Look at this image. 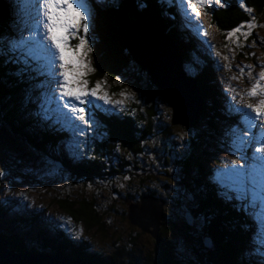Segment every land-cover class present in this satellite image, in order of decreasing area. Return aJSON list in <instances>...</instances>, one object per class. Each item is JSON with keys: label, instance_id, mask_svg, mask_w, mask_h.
I'll list each match as a JSON object with an SVG mask.
<instances>
[{"label": "rangeland", "instance_id": "1", "mask_svg": "<svg viewBox=\"0 0 264 264\" xmlns=\"http://www.w3.org/2000/svg\"><path fill=\"white\" fill-rule=\"evenodd\" d=\"M111 1L93 0L92 7L95 9V4H108ZM10 2L11 0H9ZM15 2H17V9L12 15L13 35L4 33L2 34L3 37H18L23 22H31V18L36 15V9L33 6L35 0H15ZM173 4L180 13V16H177L178 23L186 28L189 42H195L199 49V51L191 50L190 56H200L201 53L204 57H208L210 63L215 66L218 102L220 104L222 102L226 110L231 115L236 116V122H231L232 119L229 118L227 121L224 119L212 120L219 128L216 133L210 127L211 121H201L196 128L172 126V111L169 103L159 95L156 96L159 102H157V117L155 119L158 128H156L155 134L153 133V137L149 139L153 148L148 150L150 148H147V143H143L142 147H144L145 152L142 155L130 154L129 151L124 150L126 148H123L119 142H109L111 140L107 138V128H104L105 125L101 127L95 118V123L92 124L86 134L80 135L78 132L74 134L73 122L67 118V110L62 107V101L67 98L60 97L59 93L49 90L50 87H54V85L48 84V81L52 80L53 77L42 57L31 60L28 67L18 63L16 69L15 61L7 55L1 56L4 59L5 67L1 63L0 67H3L5 71L0 72V79H7L11 85H14L11 79H15L17 70L21 71V69H24L23 76L25 77L22 83L23 88L15 92L12 102L5 98L0 101V212L3 213L4 211L5 214L3 215L4 220L0 221L1 232L6 231L5 233L10 235L17 230L18 236L26 242L29 250H35L33 247H41L40 244L42 243L33 239L34 236L41 231H45L51 236L49 229L58 227L60 231H65L64 235H68L67 238L64 237L63 239L71 244H73L71 241H77L76 239L88 240L91 251L99 252L106 261L118 258L125 263L134 260L137 264H146L151 257L160 259L163 255L159 242L150 233H144L140 228L130 224L129 219L124 216L127 210L126 203L121 199L122 197L116 196L113 192L112 187L120 185L125 178H130L128 181L137 189L132 188L128 181L123 188L128 192L134 193L136 191L131 196H136L137 193L139 195H153L149 193L152 192L156 194L153 197L166 202L164 208V215L166 214L165 237L168 239L176 236L177 241L180 242L176 251L177 255L173 250L171 253L168 249L173 260H177L180 264H201L206 259L205 254L209 255L208 252L210 251L215 254V258L209 256L214 260L208 261L206 264H219L216 259L217 250L214 243L208 240L204 231L207 217L204 219L195 207L194 197L196 195L191 192L190 188L188 189L187 181L190 178L185 175L183 167L186 166V164L184 165L185 160L189 158L192 150L190 142L202 137L201 149L199 151L194 150L192 156L202 161L201 164L205 166V171L209 172L207 175H210L215 181L214 185L221 192L220 196L225 198V192L218 187L217 182L230 184V181L227 180V173L232 166L231 162L236 161L237 164H243L241 155L245 152L249 156L248 162H252L253 151L241 147L239 132L233 130L237 129L238 124L246 127L243 121L247 118L237 114L235 108H242L245 113L255 115L246 106L249 104L256 106L261 100H264V93L255 97L248 94L251 87L257 83L259 73L262 70L261 65H264V18L259 23L253 22L257 26L250 30L244 27L245 29H240V32L235 33L231 38L228 36L222 38L219 30L213 24L212 18L214 12L225 7L214 4L213 0H208L206 5H198L196 11L193 12L190 5L185 11L180 0H175ZM196 12L199 13V23L195 18ZM98 21L99 16L95 10V24L89 32L91 37L89 44L92 51L85 57L87 61H90L91 70L87 71L83 79L87 81L88 89L95 88L99 82L101 85L98 90L99 95L107 96L112 103L109 104L93 97L91 103L78 106L90 108L91 111L92 109H99L101 112L114 117L122 116L125 112L132 113V116L137 117V108L142 111L148 109L146 104L151 95V89L148 88L149 76L146 72L141 73V80L130 68L126 69L121 77L112 83L107 79H96V82L93 83L91 79L96 72L95 54L97 50H95L94 27L95 29L96 26L98 27L96 24ZM246 33L248 34L247 38H245ZM23 34L27 37L32 33L25 31ZM152 35L157 37L156 33H152ZM68 36L69 47L75 49L84 34L82 30L73 29L70 30ZM35 38L42 39V36L38 35ZM204 57L202 61L205 63ZM197 63L193 65L187 61L184 62L187 75L195 80L196 66L203 68L202 62ZM57 68H59V63ZM238 69H244L243 73ZM249 70L251 71L250 75ZM60 71L62 70L57 71L55 78H60ZM259 82L264 86V80ZM196 83L199 88L197 80ZM115 84L118 89L113 91ZM198 88L194 89L193 97H197L201 91ZM73 103L78 104L75 101ZM6 112L15 116L14 121L12 117L7 118ZM46 115L56 119L49 121L50 117L46 118ZM20 122H27L28 125L24 128L26 134L31 135L30 137L34 136L33 133L37 136L41 128H45L47 131H59L65 126L68 134H65V138L60 139L58 143L61 155H64L71 162H79L86 155L95 153V156L99 154L102 157V154H106L105 152L114 153L116 156L114 161H119V165L120 160H123V176H114L110 179L112 182L109 180L100 181L99 177L90 182L76 178L53 157V151L50 152V149L47 148L44 152L36 148L34 145L38 144V141L34 137H32L34 138L32 141L27 135H17L11 124H19ZM253 123L257 122L253 121ZM67 126L71 128L68 129ZM252 131L257 136L264 135V127L253 128ZM96 152L99 153L96 154ZM175 152L181 153L182 157L175 155ZM135 158L140 160L137 161ZM190 162L191 169L196 168V161L191 159ZM116 166L114 164V167ZM133 166L142 168V170L137 169L134 174H131L133 171L131 167ZM153 167L161 172L154 173L152 175L155 177L154 180L150 179L151 181L147 183L145 177L153 172ZM167 171L169 176L165 174ZM193 172L192 170L191 173ZM142 173L145 176H142ZM106 176L104 177L108 179ZM125 193L127 194V192ZM210 198L209 196L208 201L211 203L212 199ZM84 200H95L100 206H103L104 213L102 216L103 219H106L107 224L105 231L98 229L88 231L82 225H75L58 206L61 201L74 202L80 205ZM228 202L231 204L229 200ZM238 206L245 207V214L257 226L256 228L254 226L256 233L250 244L252 249L248 248L249 251H244L243 256L244 253H248L252 257L257 256L255 259L264 264V251L261 250L264 248V203L257 201L254 206H249L247 202H244ZM110 207H113L112 209L115 211L108 213ZM33 219H37L36 222ZM165 219L160 226V232L165 225ZM188 220L192 221V226L188 224ZM28 221L31 222L32 226L27 232H24ZM11 222L12 224L15 223L14 226H11ZM206 241L210 246L209 248L204 245ZM231 244L239 247L237 243ZM49 251L45 249L46 253H50ZM92 252L89 253L93 256L94 253ZM80 259L86 261L85 257ZM235 260L233 259V262ZM89 262L93 263L91 260Z\"/></svg>", "mask_w": 264, "mask_h": 264}, {"label": "trees", "instance_id": "2", "mask_svg": "<svg viewBox=\"0 0 264 264\" xmlns=\"http://www.w3.org/2000/svg\"><path fill=\"white\" fill-rule=\"evenodd\" d=\"M16 4L17 2L15 3L12 0L10 3L9 0H0V36H2L3 33L13 35L12 15L17 9ZM241 5H243V7ZM94 7H96L94 10H96V14L99 16V21L96 22L98 27L96 25V29L94 27L96 38L95 50L99 47L100 50L98 53L100 54H97V56L95 54L96 72L91 78L93 83L96 82V79H107L111 81V83L115 82L125 72L124 70L129 67L128 60L123 59V54L127 55V52H124L122 48L123 38L131 26L135 22H139L147 26H152L155 29L162 31V33L167 34L168 37L177 43L176 45L179 47L184 61L192 63L193 65L198 64L197 62L203 63V68H198L196 66L195 76L199 89L206 101L205 106L201 111V121H211L210 127L215 133L219 128L215 122H212V120L224 119L227 121L229 118L232 119L230 120L231 122H236V116L231 115L226 110V107L222 102V105L218 102L219 97L216 94L217 76L214 70L215 66L210 63V59L208 57H204L201 53L200 56H190L191 50L199 51V49L196 47L195 42H189L190 39L188 38L185 29L178 23V17H172L175 12L166 11L168 9L167 4L162 3L161 0H112L108 4L97 3ZM247 9H251L252 11L249 12ZM263 18L264 0H229L227 7L213 13L212 22L219 30L221 37L226 38L228 36L227 34L232 32L233 29L237 27L245 29L244 27H247V29L250 30L248 27L249 23H259ZM119 54L121 57H117ZM195 56H197V58H195ZM203 57L206 60L205 63L202 61ZM3 61L4 59L0 56V63L3 67H5ZM15 65L17 69L18 63H15ZM3 67H0V72L5 71ZM17 73L20 74H16L15 79H11V82L14 85H11L7 79H0V101L5 98L12 102L15 92L23 88L22 83L25 78L23 76L24 72L17 70ZM149 87V89H151V95L146 104L148 109L142 111L137 108V117H134L132 116V113L127 112H125L122 116L114 117L112 115H108V113L101 112L99 109H92V113H94V118L97 122H99L101 127H103L102 125H105L104 128H107V130H105L108 132L107 138L111 140L109 142H119L123 148H126L124 150L126 152L129 151L130 154L142 155L145 152L144 147H142L143 143H147V148H150L148 150L153 148L152 144H150L152 142H150L149 139L150 137H153V133L155 134L156 128H158L155 124V119L157 117V102H159L156 99V96L160 95L164 100L166 99L161 93L154 89L152 84H149ZM117 89V85L115 84L113 86V91ZM6 115L9 119L12 117L14 121L15 116L13 114L6 112ZM11 125L17 135H27L24 128L28 125L27 122H20L19 124L14 123ZM171 125L174 126L172 124V113ZM67 128L69 129L71 127L67 126ZM65 129V126H63L59 131H47L45 128H41L40 131H38L37 136L33 133L34 136L32 137L38 141V144H35L34 146L44 152L47 148L50 149V152L53 151V157L60 162L66 171H69L71 175L76 178H82L90 182L98 179L99 177L100 181L109 180V182H112L110 179L114 176H123V160H120L121 163L119 165V161H114V157H116L114 153L105 152L108 155L102 154V158L101 155L98 154L99 152H96L98 155L95 156V153L93 155H86L82 158L83 160L79 162H71L64 155H61L58 143L60 139L65 138V134H68ZM32 137H30V139L33 141L34 138ZM202 142V137L200 139L196 138L190 142V148H192V150L189 158L185 160L184 165L186 164V166L183 167V171H185V175L190 178V180L187 181L188 189L190 188L191 192L196 195L194 197V203L196 204L195 207L199 213L203 215L204 219L207 217L205 219L206 225H204V231L214 243L215 249L217 250L216 259L219 264H258L256 261L254 262V260H252L253 257H251L250 254L248 255V253H244L243 256V252L247 251L246 247L251 244V234L253 232L252 228L255 226L254 222H251L248 215L245 214L246 209L243 210L241 209V206H238V204H241L240 202L230 201V204L228 199L220 196L221 192L218 191L216 185H214L215 181L210 177V175H207L209 172L205 171V166L201 164L202 161L192 156L194 154V150L199 151L201 149ZM192 143L194 144L192 145ZM183 145L187 146L185 144ZM175 155L182 157L179 152H175ZM191 159L196 161V168L191 169L189 166ZM136 160L138 161L140 159ZM112 163L116 164L118 167H114V164ZM135 165L137 166V164ZM136 166L131 167V169H133L131 174H134L137 169L142 170V168H138ZM152 169L153 172H151L149 176L145 177L147 179L145 182L147 183L151 181L150 179L154 180L155 177H152L154 173L161 172L158 171L156 167H153ZM192 170L194 171L193 173H191ZM165 174L168 176L170 175L168 171L165 172ZM104 176L108 177V179ZM142 176L145 175L142 173ZM129 179L125 178L121 181L120 185L112 187L115 195L122 197L121 199H123L126 203L127 210L126 213H124L126 218L129 211L127 201L133 200V202H137L145 195H139L137 193L136 196H131V194H134L136 191H134V193L128 192L123 188L124 184ZM128 183L132 185V188L134 187L137 189L132 183H130V181H128ZM125 192H127V194ZM149 193L156 195L152 192ZM209 196L211 197L210 199H212V204L208 201ZM58 206L75 223V225H82L88 231H93L95 229L105 231L107 224L106 219H103L102 216L104 209L103 206H100L98 201L84 200L80 205L75 204L74 202L61 201L58 203ZM112 208L113 207H110V209H108V213L115 211ZM3 215H5L4 211L3 213L0 212V221L4 220ZM36 220L37 219H33L34 222H36ZM164 223L165 225L162 228L157 241L159 242V247L161 248L163 256L160 259L157 257H151L146 264H161L165 260H169L172 264H180L177 260H173L172 255L169 254L168 251L169 249L172 253L173 250L175 255H177L176 251L178 250L177 247L180 242L177 241L176 236H172L168 239L165 237L166 219ZM10 224L11 226H14L15 223L12 224L11 222ZM31 226V222L28 221L26 223V229L23 231L27 232ZM49 231L51 236L46 234L45 231H41L39 234L34 236L33 239H36L37 241L43 240L45 245L43 248L50 250V253L68 256L71 255L79 258L85 257L86 260H91V262L98 264H137L134 260H131L129 263H125L120 261L118 258L106 261L102 256H100L99 252L94 253L91 251L88 240L76 239L77 241H71L73 243L71 244L66 239H63L64 237H68V235H64L65 231H60L58 227H52ZM5 232L3 233L0 231V238H6L13 251L18 253L24 252L26 242L18 236L17 230L13 234L10 233V235ZM231 243H237L239 247L237 248ZM89 252L94 253V255L92 256ZM208 253L210 254H205L206 259L201 262V264H206V262L214 260L211 259V257L215 258V254L212 252ZM233 259H236L235 262H233Z\"/></svg>", "mask_w": 264, "mask_h": 264}, {"label": "snow or ice", "instance_id": "3", "mask_svg": "<svg viewBox=\"0 0 264 264\" xmlns=\"http://www.w3.org/2000/svg\"><path fill=\"white\" fill-rule=\"evenodd\" d=\"M92 2L93 0H35L33 6L36 9V15L31 18V22H23L19 36H0V56L8 55L13 61L23 64L25 67L30 66L29 62L36 57H42L46 61V67L53 77L48 81V84L54 85L49 90L59 93L60 97L67 98L62 101V107L67 110V118L73 122L74 134L78 132L80 135L86 134L95 120L94 113L90 108L78 105L91 103L93 97L109 104L112 103L107 96L99 95L98 90L101 88L99 82L95 88L88 89L87 81L83 79L87 71L91 70L90 61H87L85 57L92 51L89 44L91 39L89 32L95 24V10L92 7ZM174 2L175 0H173ZM213 2L223 7L228 6L227 0H213ZM180 3L184 5L185 11L190 5L195 12L198 5L204 6L208 0H195V2L180 0ZM241 6L243 7V5ZM247 11L251 12L252 10L247 9ZM198 16L199 13L196 12L197 23H199ZM256 26L254 23L248 24L249 29ZM73 29L82 30L84 34L75 49L68 45V34ZM25 31L32 34L26 37L23 34ZM237 32H240V27L228 33V38ZM38 35L42 36V39H36L35 37ZM247 35L246 33L245 38ZM58 63L59 68H57ZM261 69L257 83L248 92L251 97L264 93V86L259 82L264 80V65H261ZM59 70H62L60 78H55ZM238 70L242 73L244 71V69ZM246 107L255 115L245 113L242 108H235L237 114L247 118L243 121L246 127L238 124L237 129L233 131L239 132L241 147L253 151L252 162L249 163V156L246 152L243 153L241 159L244 163L237 164L236 161H232V166L228 169L227 180L230 181V184L219 181L217 183L229 201H237L242 204L247 202L249 206H254L257 201L264 203V135L257 136L252 131L253 128L264 127V119H262L264 118V100H261L256 106L249 104ZM253 121L257 123H253ZM261 250L264 251V248Z\"/></svg>", "mask_w": 264, "mask_h": 264}, {"label": "water", "instance_id": "4", "mask_svg": "<svg viewBox=\"0 0 264 264\" xmlns=\"http://www.w3.org/2000/svg\"><path fill=\"white\" fill-rule=\"evenodd\" d=\"M152 33H156L157 37ZM122 48L124 52H127V55L123 54V59L128 60L129 63L127 69H133L140 80L141 73L146 72L149 76V84H152L155 90L168 101L172 109V124L184 128H196L201 123L200 115L205 100L201 91L197 93V97H193L194 89L198 88L196 80L187 75L182 53L174 41L152 26L135 22L124 36ZM96 50L97 56L100 54L99 47ZM127 204L129 210L127 218L130 224L140 228L144 233H150L158 241L160 226L165 219L166 203L152 195H145L141 200L137 202L130 200ZM187 222L192 226L191 220ZM207 238L211 241L208 236ZM204 245L210 247L207 241ZM0 264L93 263L71 255L34 253L31 249L18 253L11 249L6 238H0ZM161 264H172V262L165 260Z\"/></svg>", "mask_w": 264, "mask_h": 264}, {"label": "bare ground", "instance_id": "5", "mask_svg": "<svg viewBox=\"0 0 264 264\" xmlns=\"http://www.w3.org/2000/svg\"><path fill=\"white\" fill-rule=\"evenodd\" d=\"M159 30V29H158ZM165 34V33H164ZM168 35L166 34V37H167ZM174 44H177L176 42H174ZM179 48V47H178Z\"/></svg>", "mask_w": 264, "mask_h": 264}, {"label": "clouds", "instance_id": "6", "mask_svg": "<svg viewBox=\"0 0 264 264\" xmlns=\"http://www.w3.org/2000/svg\"><path fill=\"white\" fill-rule=\"evenodd\" d=\"M193 58V57H192ZM195 58H197V56H195Z\"/></svg>", "mask_w": 264, "mask_h": 264}]
</instances>
